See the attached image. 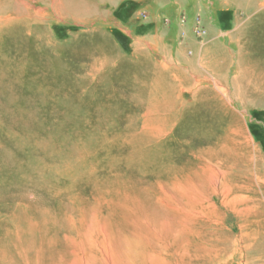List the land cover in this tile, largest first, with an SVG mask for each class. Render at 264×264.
I'll list each match as a JSON object with an SVG mask.
<instances>
[{
	"label": "rangeland",
	"instance_id": "rangeland-1",
	"mask_svg": "<svg viewBox=\"0 0 264 264\" xmlns=\"http://www.w3.org/2000/svg\"><path fill=\"white\" fill-rule=\"evenodd\" d=\"M110 8L0 0V264H257L264 0L229 27L230 65L162 68L131 46L156 32H127L148 11Z\"/></svg>",
	"mask_w": 264,
	"mask_h": 264
},
{
	"label": "crops",
	"instance_id": "crops-1",
	"mask_svg": "<svg viewBox=\"0 0 264 264\" xmlns=\"http://www.w3.org/2000/svg\"><path fill=\"white\" fill-rule=\"evenodd\" d=\"M104 6H111V13L120 8L125 2L134 3L140 9H146L148 16L145 20L136 22V26H129L127 32L135 33L145 31V34L154 33V36H144L145 39L130 37L134 42L131 46L134 52L143 49L151 51L156 55V60L160 67L168 66L169 63L180 67L194 66L200 58L211 59L217 64H232V53H228L225 48L226 34L229 27L235 28L239 24L242 11L248 8L250 0H222L218 6V0H99ZM108 1V2H107ZM128 2V3H127ZM210 7H207V3ZM106 3V4H105ZM185 14L186 21L180 22L179 15ZM201 17V22L205 29V34L196 37L193 32V21L196 16ZM132 14L130 17H133ZM115 18V16H112ZM169 19V24L164 23L165 18ZM125 18V17H123ZM117 21V22H116ZM114 26L124 30L122 20H116ZM124 23V24H123ZM127 24H129L127 22ZM140 25V26H139ZM143 33V32H142ZM144 34V33H143ZM142 34V35H143ZM149 37V38H148ZM231 38V36H228ZM223 40V41H222ZM171 43L172 54L166 49L165 43ZM225 42V43H224ZM140 44V47L138 46ZM160 59V60H159ZM228 60H231L228 62ZM220 62V63H219ZM214 63V64H215ZM170 65V64H169ZM216 65V64H215ZM228 65V66H229ZM189 69V73H194V69Z\"/></svg>",
	"mask_w": 264,
	"mask_h": 264
},
{
	"label": "bare ground",
	"instance_id": "bare-ground-1",
	"mask_svg": "<svg viewBox=\"0 0 264 264\" xmlns=\"http://www.w3.org/2000/svg\"><path fill=\"white\" fill-rule=\"evenodd\" d=\"M68 1H70V0H68ZM262 3V2H261ZM74 7H75V9H76V12H77V10H78V8L80 7L81 8V6L80 5H78V3H76L75 2V5H74ZM220 63V62H219ZM249 70H251V69H249ZM264 71V70H263ZM252 73V72H251ZM255 74V73H254ZM257 77V76H256ZM258 81V80H257ZM247 83H249V82H247ZM250 83H252V82H250ZM253 86H254V84H252ZM227 86V85H226ZM238 93V92H237ZM244 94H245V92H243ZM254 95V94H253ZM245 95H243V97H244ZM246 96H248V94H246ZM246 98V97H245ZM244 98V99H245ZM240 102V101H239ZM243 103V102H242ZM257 264H264V259L263 260H260V261H258L257 262Z\"/></svg>",
	"mask_w": 264,
	"mask_h": 264
},
{
	"label": "built area",
	"instance_id": "built-area-1",
	"mask_svg": "<svg viewBox=\"0 0 264 264\" xmlns=\"http://www.w3.org/2000/svg\"><path fill=\"white\" fill-rule=\"evenodd\" d=\"M198 32H199V29H198ZM204 33V32H203Z\"/></svg>",
	"mask_w": 264,
	"mask_h": 264
}]
</instances>
